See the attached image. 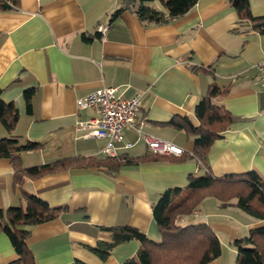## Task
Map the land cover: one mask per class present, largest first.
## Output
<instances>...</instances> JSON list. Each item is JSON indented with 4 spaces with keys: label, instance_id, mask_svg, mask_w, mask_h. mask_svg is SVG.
<instances>
[{
    "label": "crops",
    "instance_id": "1",
    "mask_svg": "<svg viewBox=\"0 0 264 264\" xmlns=\"http://www.w3.org/2000/svg\"><path fill=\"white\" fill-rule=\"evenodd\" d=\"M248 3L253 17H264V0ZM263 59L264 32L250 21L240 23L228 0H198L183 15L157 25H143L124 9L123 0H19L16 9L0 10L1 98L19 112L11 131L0 123V140L40 143L38 150L19 154L20 168L100 158L106 141L83 137L75 129L96 114L78 109L76 102L113 87L121 99L139 96L143 134L191 152L194 137L170 122L187 118L197 124L195 106L216 84L223 92L218 103L236 120L208 149L206 166L216 177L252 171L264 184V92L255 70ZM27 89L34 91L29 112L23 99ZM115 147L118 156L148 153L130 126ZM14 171L10 159L0 157V213L24 205L13 187ZM204 172L195 159L164 158L122 166L113 176L73 167L24 177L22 191L62 209L31 228L26 245L34 264H123L136 255L139 244H119L100 259L90 248L110 241L105 228L129 226L158 242L152 206L164 191L184 188L188 175ZM179 223H205L215 233L221 253L208 264H235L232 242L254 227L264 228V220L234 205L220 207L213 198L204 199L196 215L181 216ZM15 258L0 231V264Z\"/></svg>",
    "mask_w": 264,
    "mask_h": 264
},
{
    "label": "trees",
    "instance_id": "2",
    "mask_svg": "<svg viewBox=\"0 0 264 264\" xmlns=\"http://www.w3.org/2000/svg\"><path fill=\"white\" fill-rule=\"evenodd\" d=\"M157 1L164 11L150 6ZM198 0H123L124 9L136 15L143 25L164 24L181 16L191 9ZM236 10L240 23L250 21L254 28L264 32V17H253L250 14L248 0H228ZM19 0H0V10L16 9ZM0 88V123L7 131H11L19 118V112L13 102H5L1 98ZM33 89L23 92L26 112H29ZM223 92L216 84H211L207 94L196 104L194 114L197 124L187 118L180 122L172 120L170 124L194 137L191 152L182 151L179 156H163L148 151L143 157L130 158L126 155L116 157H87L57 160L51 163L20 168L19 154L25 151L38 150L37 142L26 141L20 144L11 137L0 140V157L9 158L15 171L13 187L22 194L24 205L9 207L0 213V231L10 240L16 258L9 264H34L32 252L26 245L31 228L49 221L60 212V207L51 208L33 194L21 190L23 178L34 179L50 173L78 168H97L115 175L125 165L140 161L169 159L186 161L195 159L205 172L202 175L190 174L184 188H172L164 191L152 206V217L160 235L158 242L150 240L146 235L129 226L105 228L110 232L109 242H98L90 250L100 259H105L117 245L137 241L136 255L123 264H208L221 253L220 242L215 233L205 223L181 224L176 219L190 216L198 209L206 198L215 199L220 207L234 205L248 216L264 220V184L255 172L230 174L223 177L214 176L207 168L205 160L208 149L221 133L234 122L232 117L218 103ZM236 250L235 264H264V228L254 227L248 234L232 242Z\"/></svg>",
    "mask_w": 264,
    "mask_h": 264
},
{
    "label": "built area",
    "instance_id": "3",
    "mask_svg": "<svg viewBox=\"0 0 264 264\" xmlns=\"http://www.w3.org/2000/svg\"><path fill=\"white\" fill-rule=\"evenodd\" d=\"M100 33L105 32L104 27L99 28ZM259 85L264 92V59L255 65ZM78 109H92L96 116L85 121H79L75 129L83 132V137L106 141V146L100 157H116V147L122 131L126 127H133L145 142L148 151L163 156H179L182 149L164 140L143 134L140 122L137 119L139 96L134 95L128 99H121L113 87H104L77 100ZM196 215V212L193 213ZM180 217L176 219L179 223Z\"/></svg>",
    "mask_w": 264,
    "mask_h": 264
},
{
    "label": "rangeland",
    "instance_id": "4",
    "mask_svg": "<svg viewBox=\"0 0 264 264\" xmlns=\"http://www.w3.org/2000/svg\"><path fill=\"white\" fill-rule=\"evenodd\" d=\"M150 6H152V7L155 8V9H158V10L163 9V6L160 5V4H159L158 2H156V1L151 2V3H150ZM190 216H191V215H190Z\"/></svg>",
    "mask_w": 264,
    "mask_h": 264
}]
</instances>
